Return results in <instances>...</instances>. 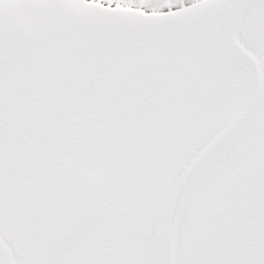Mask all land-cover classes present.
Instances as JSON below:
<instances>
[{
    "label": "snow or ice",
    "instance_id": "1",
    "mask_svg": "<svg viewBox=\"0 0 264 264\" xmlns=\"http://www.w3.org/2000/svg\"><path fill=\"white\" fill-rule=\"evenodd\" d=\"M0 264H264V0H0Z\"/></svg>",
    "mask_w": 264,
    "mask_h": 264
}]
</instances>
